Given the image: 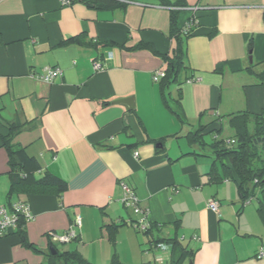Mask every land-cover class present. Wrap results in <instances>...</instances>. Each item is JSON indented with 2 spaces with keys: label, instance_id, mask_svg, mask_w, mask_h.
<instances>
[{
  "label": "crops",
  "instance_id": "1",
  "mask_svg": "<svg viewBox=\"0 0 264 264\" xmlns=\"http://www.w3.org/2000/svg\"><path fill=\"white\" fill-rule=\"evenodd\" d=\"M120 1L0 0V202L27 201L32 212L22 226L30 244L14 229L0 237V264H48L49 232L66 231L77 215V236L53 244L94 264H264L257 205L241 203L233 179L210 181L215 156L190 138L203 125L205 140L233 112L264 109L256 75L264 72V0H183L178 38L170 27L176 7ZM178 41L187 69L162 94L152 76L164 72L163 56ZM47 66L62 74L42 80ZM125 97L133 108L112 103ZM9 123L22 126L11 142L36 159L35 174L65 180L59 196L9 194ZM121 181L149 210L147 233L133 227L140 215L123 205ZM105 224L116 226L110 238ZM158 238L176 241L161 250ZM182 247L193 250L190 263L179 261Z\"/></svg>",
  "mask_w": 264,
  "mask_h": 264
},
{
  "label": "trees",
  "instance_id": "2",
  "mask_svg": "<svg viewBox=\"0 0 264 264\" xmlns=\"http://www.w3.org/2000/svg\"><path fill=\"white\" fill-rule=\"evenodd\" d=\"M83 1L91 5H97L98 7L124 5L120 0ZM160 1L163 5L176 7L170 10V27L172 34L178 38L181 32L180 29L177 28V15L180 9L185 7L184 1ZM163 58L166 66L164 75L159 79L162 94L163 89L167 85L174 82L180 83L181 76L187 69L184 60V51L181 42L179 41L172 48L171 54H165ZM256 75L260 79V85L264 87V72H256ZM190 78H192V76H185V80ZM168 106L172 112L180 116L178 110L170 105ZM227 122L233 131V136L228 139L216 138V135H214L212 142H206L203 139L202 134L203 125L194 132H190V138L202 146H207L215 156V161L219 159L223 161L220 164V171H217L214 168L215 161L213 162L209 172V180L218 182L225 177L233 179L237 183L241 203L243 205L245 204V201L249 200L251 202L253 198H256V210L264 225V155H262V153H264V109L258 113H252L246 110L233 112L228 115ZM21 127L20 124L9 123V133L2 138V144L8 153L10 179L9 194H42L53 192L59 196L67 189V183L65 180L50 171H44L42 174L36 175L35 173L40 170V165L36 159L26 155L22 147L11 142L14 134L17 133ZM220 130L221 128L218 130L215 129V131ZM228 144H234V146L230 147ZM262 150L263 152H261ZM25 222L26 220L24 218H20L16 226L17 230L15 228L14 231H17V233L20 234L22 241L25 244H30L22 235V226ZM153 226L154 224H151V227ZM105 227H107V235L110 238L112 236V231L116 226L114 224H105ZM151 227L145 231H139L147 233ZM174 241H176L175 238H158L155 240L156 243L154 246H156L158 242H164L170 245L173 244ZM50 245L54 252L47 253L48 264H94L85 259L77 251H60L52 241H50ZM182 250L179 261L188 258L190 263L193 258V250L187 249L186 247H182ZM106 264L125 263H122L115 257Z\"/></svg>",
  "mask_w": 264,
  "mask_h": 264
},
{
  "label": "built area",
  "instance_id": "3",
  "mask_svg": "<svg viewBox=\"0 0 264 264\" xmlns=\"http://www.w3.org/2000/svg\"><path fill=\"white\" fill-rule=\"evenodd\" d=\"M62 5H68L72 3V0H59ZM191 29V25L187 24L184 29L186 32H189ZM95 68H100L101 64L98 61L94 62ZM62 74V70L58 66H47L44 68V73L39 75L44 81L52 82L56 76H60ZM164 72L156 71L152 79L154 81H158ZM196 78H190L189 80H195ZM120 187L122 189V197L121 201L123 205L127 208H131L134 213L139 214L140 217L136 221L133 222V227L135 229L145 231L151 227V222L149 221V210L142 209L139 205V199L136 196L135 192L132 188H130L126 183L120 182ZM250 201H245V204ZM207 207L212 211L218 210V201L215 199H210L207 202ZM20 218H24L26 221L32 218L31 207L27 201L23 200H15L12 201L9 205H4L0 202V237L6 235L16 228L17 223ZM81 226V218L79 215L75 216L72 225L66 231L62 233L57 232H49L48 236L53 243H64L69 242L74 239L77 234L74 230V227ZM157 248L161 250H165L169 247V244L164 242H158ZM257 257H264V249H261L256 254Z\"/></svg>",
  "mask_w": 264,
  "mask_h": 264
},
{
  "label": "rangeland",
  "instance_id": "4",
  "mask_svg": "<svg viewBox=\"0 0 264 264\" xmlns=\"http://www.w3.org/2000/svg\"><path fill=\"white\" fill-rule=\"evenodd\" d=\"M220 135V138H225L227 139L228 137H232L233 136V131L232 129L230 128V126L228 125V122L227 121H223L222 122V128L220 131H214V132H210V133H207L204 135V138L207 142H212L213 138H214V135ZM228 146L230 147H233L234 144H228ZM209 151V149H206ZM263 152V150L261 151ZM262 155H264V153H262ZM250 204L252 206H256L257 205V200L256 198H253L252 201L250 202ZM127 208V207H126ZM130 210H132L131 208H129ZM133 212V210H132ZM59 249L61 250L63 248V245L61 246H58Z\"/></svg>",
  "mask_w": 264,
  "mask_h": 264
},
{
  "label": "water",
  "instance_id": "5",
  "mask_svg": "<svg viewBox=\"0 0 264 264\" xmlns=\"http://www.w3.org/2000/svg\"><path fill=\"white\" fill-rule=\"evenodd\" d=\"M112 103L123 104L127 109H131L134 106L133 97L117 98L113 100ZM50 251L54 252L52 247H50Z\"/></svg>",
  "mask_w": 264,
  "mask_h": 264
}]
</instances>
